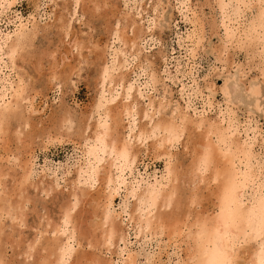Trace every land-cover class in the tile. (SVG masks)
Returning a JSON list of instances; mask_svg holds the SVG:
<instances>
[{
    "label": "bare ground",
    "instance_id": "obj_1",
    "mask_svg": "<svg viewBox=\"0 0 264 264\" xmlns=\"http://www.w3.org/2000/svg\"><path fill=\"white\" fill-rule=\"evenodd\" d=\"M80 1L84 0H70L73 9L71 10L67 3L68 6H63L62 10H66L68 15H75V6ZM90 1L93 8L98 10L99 2ZM212 3V8L214 7L220 15V21L218 24L215 20V26L214 21L208 24L211 29L213 26L222 28L223 32L220 45L214 49L215 60L225 65L229 63L228 58L226 60L224 56L227 49L243 50L244 56L249 58L246 63L248 68H254L263 75L264 0H213ZM184 4L185 0H180L181 7ZM187 12H190V15ZM60 17L58 21L62 19ZM183 17L191 25V30H187L184 40L190 44L189 46L192 45V47L187 45V50L193 55L202 40L200 34L204 27L203 20L196 18L198 16L192 8L191 10L186 8ZM114 21L116 26L111 28L110 38L113 36L114 40L132 49L129 56L132 59L136 58L140 48L135 46L143 40L140 37L141 30L132 32L135 23L127 21L125 23L127 32L130 30L133 33L129 39L125 37L127 35H124L123 29L118 30V24L126 22V16ZM63 22L60 29H66L68 19L65 18ZM44 29L45 27H38L35 24L30 27H27V24H18L10 32L0 36V70L1 68L9 70L0 78V143L4 142L3 152L5 151L4 155L0 156V264H83L79 262L84 258L85 252L75 251L74 248L81 245L82 237L87 238L89 247L97 250V254L92 252L93 256H89L91 259H87L86 264H137L136 255L129 253L122 255L123 250L115 247L121 225L118 227L111 206L119 184L123 183L122 173L131 169L138 153H145L148 149L139 150L137 143L147 139L153 140L150 144V148L155 150L153 156L166 159L160 175L158 177L154 175L151 182L140 179L123 186L125 195L121 213L126 214L127 225L134 231L135 236L143 239L146 236L165 234L168 240H172L170 242L172 246L177 237H182L186 244L184 258L182 262L176 264H190L194 251H199L202 245H208L213 236L222 238L229 244L233 264H261L264 227L260 223L258 209L261 201H264V153L255 159L246 129L244 139L240 138L234 110L226 105L218 112L217 119L199 117L193 120L181 110L171 112L169 116L162 114L160 102L156 104L149 102L139 108L135 99L130 100L132 86L122 71L124 57L116 50L111 54L107 53L106 49L109 46L105 45L104 49L99 51L98 57L101 62L97 67L94 81L95 97L86 119H81V123L75 124L77 119L74 115L69 110L61 111L59 108V112L55 110L56 114H50L49 128H38V123L32 122L30 115L38 111L33 105V94L36 93L39 84L31 77L29 78L31 80H25L15 68V60L17 56L24 60L25 56L19 54L27 53V48L32 45L37 34L41 37L47 35ZM72 42V47L82 51L80 50L82 43L78 39L74 38ZM36 53L31 56L37 55L33 63L34 70L38 71L46 49ZM63 66L64 74L53 71L47 83L53 82L52 85L56 86L70 79L74 74V66L68 63ZM136 68L141 76L144 75L145 86H153L158 82V73L154 71L153 61L144 57ZM119 91L121 94L119 102L110 104ZM136 116L146 119L138 130L134 124ZM89 120H92L91 130L86 133L90 126ZM74 127L82 131V136L81 133L77 134L80 138L81 162L75 170V177L69 182L66 198L59 205V215L56 219H51L52 215L48 217V214H45V217L36 213L37 222L30 226L34 234L27 238L22 235L23 230L19 227L27 226L26 203L32 198L29 197L31 194L29 195L28 188H36L37 192L46 196L54 189L56 178L54 176V180L45 182L40 179L32 180L36 156L33 150L24 151L25 155L22 151L25 144L21 142L24 143L26 138L30 139L31 143L36 138L40 139L39 143H42L43 139L48 142L61 141L65 136L71 135V129ZM183 135L184 148H187L190 142L193 143L190 148L191 159L186 164L179 162L170 152ZM12 136L19 145L9 149L6 141L9 142ZM206 173L207 177L204 176ZM182 180L191 186L194 182H203V186L201 185V190L193 186L186 191L182 187L185 183L181 182ZM84 186H87V189ZM93 186L97 187L94 191L91 189ZM209 187L212 188L204 195L201 191L208 190ZM63 195L65 197V194ZM87 198L92 204L89 226L83 223L88 208L81 210L80 207L79 213L75 211ZM127 199L133 201L128 209ZM205 199L207 203L204 206ZM30 209L34 212V204ZM84 211L85 214L82 215ZM121 213L119 212V217ZM247 241L254 242V245L241 246V252H246V255L239 256L238 245ZM15 249L20 250L17 252ZM7 250L11 253L7 254ZM165 254L166 258H169L167 251ZM14 256H20L21 260L18 258L14 260ZM157 262H160V258Z\"/></svg>",
    "mask_w": 264,
    "mask_h": 264
},
{
    "label": "rangeland",
    "instance_id": "obj_2",
    "mask_svg": "<svg viewBox=\"0 0 264 264\" xmlns=\"http://www.w3.org/2000/svg\"><path fill=\"white\" fill-rule=\"evenodd\" d=\"M97 1L99 2L98 10L93 8L90 0H84L78 2L75 6V15H68L66 10H62V7L69 4L72 10L70 0H0V36L10 32L18 24H27V27L35 24L38 27H45L44 31L47 32V35L42 37L37 34L33 39L32 45L27 48V53L21 52L19 54L20 56H25L24 60H21L19 56L15 60V68L23 75L25 80H31L29 79L31 77L39 84L36 93L33 94V105L38 111L30 115L32 122L38 123V128H49L51 126L49 124L51 122L50 114H56L61 109L69 110L74 115L75 119H77L75 124L77 122L81 123V119H86V114H88L90 105L95 97L96 82L94 81H96L97 67L101 62L98 57L99 51L104 49L105 45H108L107 53L111 54L113 50H116L118 54L121 53V57H124L125 63L122 71L131 82L132 96L130 100L135 99L139 108L149 102L155 104L160 102L162 106L160 107V112L166 116H169L171 112L175 113L176 110H181L186 112L193 120H197L199 117L214 120L217 119L218 112L227 105L236 114L235 124L238 128V135L243 140L244 129H246V134L250 138L249 144L252 146V154L255 159L261 157L262 153H264V74L260 75L256 69L248 68L246 63H248L249 58L244 56L243 50L227 49L224 56L226 60L228 58L227 61L229 63L225 65L215 60L216 53L214 49L220 45L223 32L222 28H214L216 22L219 24L220 15L214 10V7L212 8L213 0H185V4L182 7L180 0H104L107 4L103 0ZM89 5L90 7H88ZM186 8L190 10L192 8L195 15L198 16L196 18H201L204 24L200 34L201 43L198 44L196 53L193 55L187 50L192 45L189 46L190 44L184 40L187 30H191V25L183 17ZM83 11L86 13H83ZM187 14L190 15V12H187ZM59 16L62 19L58 21ZM122 16H126V22L122 21V23L118 24V30L123 29L124 35H127L125 37L130 39L134 30H141L140 37L143 40L135 46H138L140 51L138 50L137 57L134 59L129 56L132 49L114 40L113 36L110 38L111 28L116 26L114 25V20ZM65 18L66 20L68 19V25L66 29H60L59 27L63 25ZM127 21L135 23L132 32L130 30L127 32V24L125 25ZM211 21H214L212 29L208 24ZM65 32H67L66 35ZM74 38L82 43L80 47L82 51L72 47L71 44H73ZM45 49L46 54H44V58L41 61V67L38 71H35L33 62H35L37 55L33 57L31 54ZM107 57L110 58V55ZM144 57L154 62V71H156V74L158 73V82L153 86L144 85L145 77L144 75L141 76L136 68L138 62L142 61ZM67 63L74 66V74L70 76V79L62 81L56 86L52 85L53 82L47 83L48 77L53 71L58 74H64L62 72L63 65ZM29 64L31 65L29 66ZM22 65H25V67ZM7 70L1 68L0 78L3 74H7L9 71ZM12 75L13 72L11 73ZM44 83L46 84L44 85ZM199 91L201 93H198ZM120 95L119 91L117 97L110 104L119 102L121 99ZM208 103L210 104L208 105ZM59 108L60 110H58ZM144 122H146L145 118L142 119L136 116L134 120L135 129L138 130V127ZM88 123L90 126L86 133L91 130L92 120H89ZM124 124H126V120H124ZM79 133L82 136V131H78L74 127L71 129V135L65 136L61 141L48 142L43 139V142L39 143L40 139L36 138L31 143L30 139L26 138L24 143L21 142L25 144V148H22L24 154V151L33 150L36 156L32 180L40 179V181L43 180L45 182L51 179L54 180V176L56 178L54 189L46 196L44 193L37 192L38 189L36 188H28L29 195L31 194L29 197L32 198L26 203L25 213L27 215L25 218L27 226L19 227L20 230H23L24 234L22 235L27 238H31L32 234H34V230L30 226H34L35 222H37L36 213L41 215L48 214V217L52 215L51 219H56L59 215V205L66 198L69 182L75 177V170L78 163L81 162L80 138L77 135ZM184 139L185 135L171 148L170 152L171 155L174 154L178 158L179 162L186 164L191 159L190 148L193 143L190 142L186 146L187 148H184L182 145ZM152 142V139H147L142 143H137L139 150L142 148L148 149L145 153H138L131 169L125 170L121 175L123 183L119 184L111 206L116 216L115 220L118 227L121 225L115 247L121 251L123 250L121 252L122 255H126V253L133 256L136 255L137 264H176L179 261L182 262L184 258L183 253H185L186 244L182 237H177V241L173 244L174 246L170 245L172 240H168L165 234L153 237L146 236L143 239L136 237L134 231L127 225L126 214L121 213L125 195L123 186L140 179L151 182L153 180L152 177L154 175L158 177L163 169L166 157L157 158L153 156L155 150L150 148ZM0 144L2 148L0 149L1 156L5 152H3L4 142ZM6 144L7 148L14 149L17 144L19 145V142H16L12 136L9 142L6 141ZM204 176L207 177L208 174L206 173ZM181 182H185V180ZM201 185L203 186V182H194L192 186L191 184L187 185L185 182L182 187L186 191H189L193 186L201 190ZM84 188L87 189V186H84ZM95 188L97 187L93 186L91 189L94 191ZM211 188L209 187L208 190L201 192L206 195ZM63 194H65V197H63ZM87 199L84 202L82 201L81 206L79 205L75 211L79 213L81 210L88 208L83 223L89 226L88 222H90L91 217L89 212L92 210V204L89 198ZM203 201L205 206L207 200ZM132 202V199L126 200L127 209ZM30 203L31 205H29ZM33 204L34 212L30 209ZM49 209L50 211H48ZM119 212L122 214L121 217L118 215ZM83 213L85 214V211L82 212V215ZM5 222L7 223V220ZM81 239V245L78 247L76 245L74 248H76L75 251L85 252L84 258H81L79 263L86 264V260L90 258L89 256H93L92 252L96 253L97 250L88 246L87 243L89 241L87 238L82 237ZM167 244L169 246H166ZM252 245H254L252 241L239 244L237 249L239 256L246 255V252H241V246ZM7 251L9 252L7 254L11 253V251ZM166 251L169 253V258H166ZM113 257L114 259L116 258L115 255ZM17 258L21 260L20 256L13 257L14 260ZM158 258H160V262H157Z\"/></svg>",
    "mask_w": 264,
    "mask_h": 264
},
{
    "label": "clouds",
    "instance_id": "obj_3",
    "mask_svg": "<svg viewBox=\"0 0 264 264\" xmlns=\"http://www.w3.org/2000/svg\"><path fill=\"white\" fill-rule=\"evenodd\" d=\"M258 214L264 227V201L260 203ZM260 256L261 264H264V250ZM190 264H233L230 246L222 238L213 236L208 245H202L199 251H194Z\"/></svg>",
    "mask_w": 264,
    "mask_h": 264
}]
</instances>
